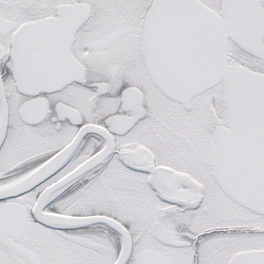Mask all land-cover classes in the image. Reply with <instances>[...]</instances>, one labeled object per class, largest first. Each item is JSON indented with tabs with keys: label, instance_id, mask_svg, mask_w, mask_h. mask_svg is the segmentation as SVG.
Returning a JSON list of instances; mask_svg holds the SVG:
<instances>
[{
	"label": "snow or ice",
	"instance_id": "6c2138e0",
	"mask_svg": "<svg viewBox=\"0 0 264 264\" xmlns=\"http://www.w3.org/2000/svg\"><path fill=\"white\" fill-rule=\"evenodd\" d=\"M0 264H264V0H0Z\"/></svg>",
	"mask_w": 264,
	"mask_h": 264
}]
</instances>
